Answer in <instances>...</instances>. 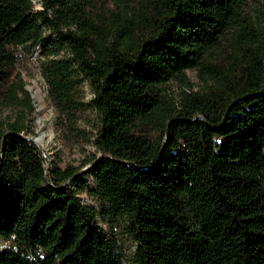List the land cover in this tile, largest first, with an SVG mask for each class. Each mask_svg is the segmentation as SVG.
<instances>
[{
  "label": "trees",
  "instance_id": "1",
  "mask_svg": "<svg viewBox=\"0 0 264 264\" xmlns=\"http://www.w3.org/2000/svg\"><path fill=\"white\" fill-rule=\"evenodd\" d=\"M38 3L0 0V108L17 111L0 119V239L12 243L0 264H123L102 213L68 187L87 163L136 244L131 264H264V22L251 0ZM38 45L79 137L91 90L96 151L82 166L47 169L27 137L16 52ZM170 78L185 86L177 102L161 92Z\"/></svg>",
  "mask_w": 264,
  "mask_h": 264
},
{
  "label": "rangeland",
  "instance_id": "2",
  "mask_svg": "<svg viewBox=\"0 0 264 264\" xmlns=\"http://www.w3.org/2000/svg\"><path fill=\"white\" fill-rule=\"evenodd\" d=\"M32 1L36 7H39L38 0ZM250 6L253 18L262 24L264 22V0H251ZM16 53L17 69L22 75L25 87L31 93L34 105V110L27 115V137L34 139L33 142L47 169L53 165L61 168L69 165L82 166L86 159L96 151L94 141L98 127L97 115L90 107L92 93L88 83L85 82L83 86L87 109L75 125L78 129L85 130L83 136L79 137L73 134L69 127L61 123L48 95L47 83L42 71L46 56L42 48L39 45L18 47ZM186 77L194 90H200L203 87V79L196 69H188ZM160 87L162 94L177 102L185 86L179 79L170 78ZM16 114L17 111L14 107L0 108V119L3 122L14 120ZM81 177V184L68 183V187L76 191V196L81 202L94 207L100 214L102 213V216L98 218L99 225L110 239L116 255L122 258L123 264H131L136 244L127 233L124 218L96 192V179L91 164L87 163L82 167ZM11 244L10 241L0 239V249Z\"/></svg>",
  "mask_w": 264,
  "mask_h": 264
},
{
  "label": "water",
  "instance_id": "3",
  "mask_svg": "<svg viewBox=\"0 0 264 264\" xmlns=\"http://www.w3.org/2000/svg\"><path fill=\"white\" fill-rule=\"evenodd\" d=\"M30 140H31V141H34V139H32V138H31Z\"/></svg>",
  "mask_w": 264,
  "mask_h": 264
}]
</instances>
